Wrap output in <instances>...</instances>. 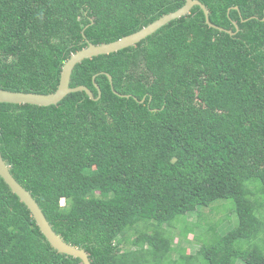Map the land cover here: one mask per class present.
<instances>
[{"label":"trees","instance_id":"1","mask_svg":"<svg viewBox=\"0 0 264 264\" xmlns=\"http://www.w3.org/2000/svg\"><path fill=\"white\" fill-rule=\"evenodd\" d=\"M200 1L214 26L196 5L135 45L78 63L71 86L98 97V83V99L0 103L11 172L92 264L191 260L173 235L180 217L225 199L238 223L208 226L215 237L198 239V256L264 264V0ZM185 2L0 0V88L54 92L89 42L115 41ZM0 264H82L51 245L1 176Z\"/></svg>","mask_w":264,"mask_h":264},{"label":"water","instance_id":"2","mask_svg":"<svg viewBox=\"0 0 264 264\" xmlns=\"http://www.w3.org/2000/svg\"><path fill=\"white\" fill-rule=\"evenodd\" d=\"M199 5L204 10L206 15V21L210 25L214 26L209 19V9L200 0H186L185 4L179 9L169 12L162 17L158 18L154 22L144 26L140 30L125 35L115 41L95 44L89 42L88 45L75 53L64 63L60 83L56 91L50 93H37V92H25L14 91L4 88H0V103H15V104H34L39 106H48L52 104H58L66 95L71 92L85 91L91 99H98L101 96V88L98 83H95L99 90V96L95 97L94 92L85 85L71 86V77L75 66L81 63L84 59L92 58L94 56L109 54L126 47L135 45L148 35L154 33L162 26L169 23L171 20L180 18L190 13L191 9ZM232 33V31H229ZM111 83L113 84L112 75L107 73ZM95 79V78H94ZM118 93L117 91H115ZM123 95V94H122ZM125 96V94L123 95ZM130 96V95H126ZM145 98L141 100L144 102ZM0 176L10 186L11 190L19 196V198L28 206L31 210L38 226L51 245L61 253L78 257L81 259L82 264H92L89 257V253L82 247L73 245L58 234L50 221L47 219L43 209L32 195V193L24 187L11 172V167L4 159L2 151L0 149Z\"/></svg>","mask_w":264,"mask_h":264},{"label":"rangeland","instance_id":"3","mask_svg":"<svg viewBox=\"0 0 264 264\" xmlns=\"http://www.w3.org/2000/svg\"><path fill=\"white\" fill-rule=\"evenodd\" d=\"M262 201H264V193L262 195L257 196ZM64 202V200H62ZM235 204L232 199L219 200L214 202L213 206L207 208H199L198 211L191 212L189 215H184L180 217V224L173 230V235L176 236L177 242H181V245L186 247L189 253H194L197 255L193 259L182 260L178 264H203V258L198 256V251L203 242L200 240H211L215 237L214 231L210 230V232L206 231L208 226L214 225L218 222V220H226L221 223L219 229L221 232H226L227 230L235 227L238 223V215L235 211ZM205 213L203 217L198 218V213ZM189 219H192L194 222H190ZM217 221V222H215ZM196 226V235L191 233L188 237L182 236L180 234L181 231L185 233L187 228L190 229L191 226ZM136 235H132L134 238ZM195 236V237H194ZM197 238V239H196ZM176 256V255H175ZM238 264H246L244 261L239 260Z\"/></svg>","mask_w":264,"mask_h":264}]
</instances>
